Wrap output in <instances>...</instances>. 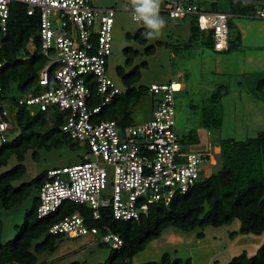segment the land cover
<instances>
[{
    "label": "built area",
    "instance_id": "1",
    "mask_svg": "<svg viewBox=\"0 0 264 264\" xmlns=\"http://www.w3.org/2000/svg\"><path fill=\"white\" fill-rule=\"evenodd\" d=\"M13 3L26 5L30 16L39 14L40 48L48 57L39 72L40 89L21 96L18 105L32 114L51 107L62 112L63 132L87 150L81 162L47 170L37 216L48 217L66 204L85 206L89 215L69 209L49 231L74 238L90 235L120 248L124 240L108 224L92 226L89 221L103 220V211L114 220H139L153 205L169 207L176 196L187 194L204 178L206 166L216 164L217 152L186 150L176 130L173 82L147 89L148 94L159 95L149 120L126 124L102 118L104 110L124 93L110 78L108 68L115 7H97L94 0H0L2 33ZM256 3L252 17L264 20V1ZM123 8L131 13L129 0ZM160 8V15L165 13L176 22L194 16L197 26L213 35L216 51L228 49L229 14L207 10L196 0H161ZM32 42L31 38L29 45ZM4 64L0 60V70ZM1 102L0 146L15 128L8 103Z\"/></svg>",
    "mask_w": 264,
    "mask_h": 264
},
{
    "label": "trees",
    "instance_id": "2",
    "mask_svg": "<svg viewBox=\"0 0 264 264\" xmlns=\"http://www.w3.org/2000/svg\"><path fill=\"white\" fill-rule=\"evenodd\" d=\"M256 1L264 0H230L227 14L252 17L258 7ZM206 9L219 11L215 3ZM194 19L195 22L192 21L190 27L192 36L202 31L197 26L195 17ZM229 27L231 31L230 18ZM39 28V14L30 16L27 14L26 5L13 3L7 30L5 33L0 32V60L5 63L0 70L3 87L0 101L8 103L7 107L14 117L15 128L19 131L15 138L0 146V168L6 166L12 157L18 161L12 168L0 173V200L3 208L11 209L33 195L31 208L26 213L23 223L16 226L18 233L14 239L3 242L0 220V264H39L38 255L54 252L65 236L51 233L50 227L67 215L74 205L66 204L55 214L38 218L39 190L46 180L47 171H42L31 181L17 183L26 173L24 160L27 154L30 153L33 160H37L40 150L50 151L65 145L71 148L79 147L78 143H73V140L62 130L64 123L62 112L51 107L48 111L32 114L25 106L18 105L21 96L40 89L37 86L39 72L48 63L47 55L40 48ZM131 37L128 33L127 38ZM133 37L139 43L146 44L145 28L141 27ZM31 38L35 44L34 51L29 50ZM158 44L161 45L162 42ZM207 44L216 51L211 33L208 34ZM155 49V45H150L145 48V52L150 55ZM230 49L229 40L227 50ZM124 52L128 56L125 64L131 66L133 56L139 51L128 47ZM147 65V61H143L128 72H125L124 67L117 69L127 89L114 99L110 106L112 108L110 114H108L109 109L106 113V109L104 110L102 118L118 117L122 123H131V106L136 105L141 97L147 94L148 88L142 85L134 86L141 78V69ZM258 87L264 88V77L259 79ZM219 93L221 92L217 90L213 97L217 98ZM221 124L220 117H213L210 127L219 128ZM216 145L221 148L219 153L222 160L221 168L217 172L206 174L187 194L176 196L169 207L163 204L153 205L148 214L142 215L139 220H114L106 211H103V220H90L89 224L92 226L101 227L103 224H108L124 240V245L120 248H112L106 243L99 242V245L110 246L112 252L107 261L97 264H134V257L144 251L151 241L160 238L169 227L193 231L197 227L221 226L239 219L240 228L238 231H233V235L262 234L264 232V130L257 136L244 140L220 139ZM82 211L89 215L87 209L83 208ZM198 237H203V233L199 232ZM138 264L194 263L191 258L184 260L165 252L158 261ZM214 264L219 263L215 261ZM228 264H264V243L254 256L243 252L233 257Z\"/></svg>",
    "mask_w": 264,
    "mask_h": 264
},
{
    "label": "rangeland",
    "instance_id": "3",
    "mask_svg": "<svg viewBox=\"0 0 264 264\" xmlns=\"http://www.w3.org/2000/svg\"><path fill=\"white\" fill-rule=\"evenodd\" d=\"M125 1L94 0L97 7L117 9L108 68L110 78L122 91L127 89V85L117 69L124 67L125 72H128L143 61H147L148 65L141 69V78L134 86L149 88L153 84L173 82L176 87V130L186 150L190 152H207L220 139L244 140L255 137L264 130V88L258 87L259 79L264 77V52L250 49V41L243 37H246V23L252 24L254 36L258 37L256 23L261 19L230 14L231 49L216 52L207 44L206 32L201 31L192 36L190 27L192 21L195 22L193 16H187L175 24L163 13L161 16L167 22L163 34L159 38H147L146 44H141L133 36L143 26L135 23L132 14L124 10ZM196 1L205 7H212L215 3L219 11L229 13L230 0ZM128 33L132 36L130 39L127 38ZM159 42L162 44H158ZM259 44L264 46V39ZM150 45H155L156 49L153 54L148 55L145 48ZM128 47L139 51L133 56L131 66L125 64L128 56L124 49ZM34 49L35 44L32 42L29 50ZM217 90L221 93L216 98L213 95ZM158 97L159 95L147 93L136 105L131 106V123L139 124L149 120ZM110 106L105 113L108 109V114L112 112ZM213 117L222 119L219 128L210 127ZM18 132L16 128L9 131L8 141L15 138ZM73 143L78 142L73 140ZM86 152L84 148L65 145L60 149L40 150L37 160H33L29 153L24 160L26 173L17 183L31 181L42 171L53 167L77 164L83 160ZM216 152L214 156L218 163L214 166L207 165L206 174L217 172L222 166L219 148H216ZM17 162L12 157L6 166L0 168V173L9 170ZM32 199L33 195L11 209L3 208L0 200L3 242L16 237V226L23 223L31 208ZM83 208L85 206L74 204L72 210L77 212ZM240 225V220L235 219L230 224L197 227L193 231L169 227L160 238L151 241L136 256L135 262L158 261L165 252L184 260L191 258L194 264H214L215 261L228 264L233 257L243 252L254 256L264 243V232L259 235H233L232 232L238 231ZM199 232L203 233V237H198ZM111 252L110 246L99 245L93 236H64L54 252H44L38 257L39 264H97L107 261Z\"/></svg>",
    "mask_w": 264,
    "mask_h": 264
},
{
    "label": "clouds",
    "instance_id": "4",
    "mask_svg": "<svg viewBox=\"0 0 264 264\" xmlns=\"http://www.w3.org/2000/svg\"><path fill=\"white\" fill-rule=\"evenodd\" d=\"M129 3L132 20L142 24L146 38H159L167 23L160 15L161 0H129Z\"/></svg>",
    "mask_w": 264,
    "mask_h": 264
},
{
    "label": "crops",
    "instance_id": "5",
    "mask_svg": "<svg viewBox=\"0 0 264 264\" xmlns=\"http://www.w3.org/2000/svg\"><path fill=\"white\" fill-rule=\"evenodd\" d=\"M184 18H186V17H184ZM184 18H182V19H184ZM180 20H178L177 22L174 21L173 23L177 24ZM257 23H256V30L258 31L257 32L258 37L254 36V32H253L252 27H251L252 24H250V23L245 24L246 29H247L246 30V37L244 35H243V37L250 41V43L252 45V46H250V49L262 50L264 52V46L263 45L260 46V44H259V41L264 39V21L263 20L257 21ZM240 44H241V42H240ZM216 148H219V151H220L219 145H214V147H211V149H214L215 151H216ZM135 259H136V256L134 257L133 261H134V264H137V262H135Z\"/></svg>",
    "mask_w": 264,
    "mask_h": 264
}]
</instances>
